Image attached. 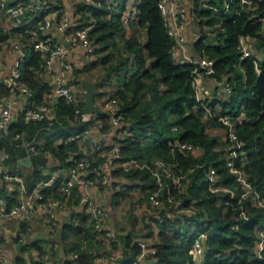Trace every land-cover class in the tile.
<instances>
[{
	"label": "trees",
	"instance_id": "trees-1",
	"mask_svg": "<svg viewBox=\"0 0 264 264\" xmlns=\"http://www.w3.org/2000/svg\"><path fill=\"white\" fill-rule=\"evenodd\" d=\"M44 1L43 9L29 14L27 23L11 32L17 34L27 50L21 64L22 79L34 91V97L38 98L48 91L49 84L38 78L42 69V52L35 46L36 32L46 15L54 11L61 15L66 7L64 0ZM115 1L83 0L76 6L74 14L77 24L72 30L96 21L89 38L95 44L96 52L105 51L100 61L103 64L110 63L106 68L107 80L114 74L120 79V86L107 99L118 105L122 115L123 135L116 139L122 159L136 158L152 163L162 158L169 162L177 161L176 170L186 172L190 167L195 168L188 174L184 193L178 194L172 189L180 205H167L160 211L152 207L151 196L158 185L149 169L125 171L117 168L112 172L114 177L127 181L114 194L115 204L138 191L142 193L138 199L147 207L145 209L154 211L149 218L147 213L142 217L146 237L154 239L153 247L156 249L145 264H191V248L194 239L201 233L205 234L204 264H264V249L260 252L262 257L257 251L259 233L264 228V207L257 203L254 194L237 203L245 188L225 165L228 140H225V126L216 116L238 114L241 107L245 106L246 119L237 126L245 154L237 159V164L243 168L264 202V27L256 21V16L263 13L264 1L255 0L251 9L222 13L204 7L200 0H193L195 3L191 12L198 18L199 34L193 47L196 53L210 60L214 70L226 76L232 86L230 94L214 98L211 105L214 116H207L206 111L198 107L193 84L195 65L180 63L172 56L176 40L169 34L168 23L159 8L160 0L136 1L138 24L145 30V42L136 33L127 34L128 26L123 20L124 3L115 4ZM220 1L223 4L226 0ZM209 3L215 5L211 1ZM207 29H211V33ZM11 33L0 28V47L9 40ZM241 35L253 37L255 51L263 52L258 68L252 58H241ZM79 73L77 71V75ZM72 83L79 84L77 77ZM74 109V104L61 99L57 105L58 121L51 127L47 122H26L23 117L14 121L0 137V155L7 154L3 164L8 167V172L14 171L15 166L12 169L9 167L18 163L20 158L29 159L34 170L27 184L29 188H34L40 180L50 175L43 174L47 161L45 152L58 158L62 169L70 168L85 156L87 152L82 151L79 138H71L69 133H81L93 124L87 123L85 128L72 129L70 126L74 125L68 116ZM99 117L104 124L101 131H108L112 125L110 115ZM45 126L49 129H40ZM174 127L177 129L174 130ZM38 130L37 136L33 137ZM24 131L27 132V140L36 138L39 141L38 138L46 137V143L40 145L38 154L29 155L23 141L16 138ZM177 139L201 147L202 154L194 158L190 153L174 149L173 142ZM103 151H108V147L97 152L94 165L106 159L100 155ZM210 167L216 168L226 186L235 189V198L209 189L207 172ZM95 177V174L87 176L89 179ZM60 184L59 179L52 186L45 187L42 193L46 197L61 198ZM73 194H77L76 188ZM161 198L165 201L168 199L166 189L162 191ZM177 208L185 211L177 212ZM188 209H193L195 213L186 211ZM132 218L134 224L139 220L136 215ZM87 220L86 214L77 225L74 222L66 224L63 239L66 241L69 236H74L79 241L87 239L94 242L103 235L107 236L106 230L100 235L93 233L86 226ZM21 228H27L26 222H22ZM119 236L125 248L117 264H133L142 253V247L129 233L122 232ZM33 245L40 250V254L44 252L38 243ZM67 247L79 252L80 256L79 262L68 260L66 264H92L99 256L78 243L67 242ZM108 251L103 254H110L115 248H111L110 253ZM17 260L20 264L24 262L22 257Z\"/></svg>",
	"mask_w": 264,
	"mask_h": 264
},
{
	"label": "built area",
	"instance_id": "built-area-1",
	"mask_svg": "<svg viewBox=\"0 0 264 264\" xmlns=\"http://www.w3.org/2000/svg\"><path fill=\"white\" fill-rule=\"evenodd\" d=\"M94 1V0H89ZM160 0L159 8L162 15L165 17L169 34L175 38L176 45L172 49L173 58L180 63H191L195 65L193 84L195 87V95L198 102V107L203 108L206 111L207 116H214L215 112L212 108V102L214 98H222L223 94H230L232 92V86L227 82L223 85H217L216 87H210L205 82V78L210 77V72L214 70L211 66V61L204 55L194 52H188V37L187 28L196 26L198 27V18L195 20V16L191 14V8L194 5V1L189 0ZM264 1V0H258ZM187 2V1H186ZM200 3L204 7L213 8L216 12H231L235 10L240 12L242 9H251L255 4V0H226L223 7L217 5H211L206 0H200ZM192 5V7L189 5ZM188 5V6H187ZM45 6L44 0H0V11L4 12L8 18L13 22L14 27H23L27 23L29 14L43 9ZM60 16V17H59ZM56 23V29L65 36L62 41H57L52 37L51 30ZM256 21L262 23L264 27V10L256 16ZM77 24V17L74 19L71 15L61 12V15L57 11H54L46 15L44 22L39 26L35 36V46L42 52V65L40 73L45 74V81L49 84V89L45 93L43 100L37 102L34 99V91L23 81L21 64L24 61L27 50L19 42L13 44L15 50L21 51L22 55L18 61L12 67L10 73L4 77V84L7 87L9 93L7 101L0 109V137L4 132H7V128L13 119L11 111L10 100L12 96L18 93L27 94L31 101L24 107L22 111V117L26 122H47L49 127L53 126L58 121L57 105L61 99L66 100L69 103L74 104V112L68 116V120L72 125H79L82 123L95 124V127L100 129L104 127L99 114L86 113L83 111L84 107V94L83 91H79L75 84L72 83L71 72L73 70L72 63L70 62L71 55L74 50L86 49L87 61L86 64H90L94 55L96 54V46L89 38V32L95 27L96 21H91L86 26L72 30L73 26ZM211 33V31H210ZM254 38L249 35L240 36V48L241 58H252L255 62L256 68H258V62L262 59L263 52L255 51ZM181 50V54L179 51ZM212 78V77H211ZM216 93V94H215ZM101 106L108 111L110 115L111 124L119 125L122 123V115L119 113V107L115 102L106 99ZM245 106L241 107L238 114L226 113L216 114L218 120L225 126L226 139L228 144L226 146V161L225 165L229 171L235 175V179L238 183H241L245 188V191L241 194L237 203L242 198L255 195L257 203L264 207V202L260 194L256 191L255 187L248 180L247 175L243 168L237 164V159L241 155L245 154L243 149L244 143L239 139L237 134V126L246 119ZM174 130L177 127L173 128ZM126 132V131H124ZM23 146H25L29 155L38 154L40 152V145L35 140L26 141L23 140ZM108 147V151L100 153L106 159L104 162L94 165L95 155L97 152ZM173 148H178L182 152L190 153L192 157H199L203 149L192 143L175 140L173 142ZM98 152V153H99ZM7 158L6 153L0 155V173L6 178H10L19 184V190L21 191L22 198L18 203H12L8 198L0 197V213L8 216H17L24 222L32 220L33 215L38 214L52 221V225L56 222L58 210H76L82 204H73V190L78 184H83L86 189H90L91 186L96 185L98 187L108 188L113 186L117 177L112 175V172L117 168L129 171L132 169H149L152 173L158 189L151 196L152 207L156 210H162L167 205L169 207H178L180 202L176 199V196L172 194V189L176 190L178 194L185 192L188 182V174L194 171V167H190L188 171L184 172L182 169L176 170L178 162H169L165 159L159 158L152 163L131 158L123 160L119 144H107L104 141H99L93 152H87L75 165L68 169H64V172L58 174V172H52L47 179L39 182L36 187L37 191L27 188L23 178L20 176L19 170L15 173H9L5 165L4 160ZM72 158V157H71ZM95 174L93 179L87 178L88 175ZM207 178L209 181V189L217 194L229 195L230 198H235L236 191L234 188L226 186L215 167H210L207 172ZM60 179V190L62 193L61 198L46 197L42 191L45 187L52 186ZM167 190L168 199L165 201L162 197V191ZM253 195V196H254ZM142 196L140 193L139 198ZM86 204H84V211L88 215L86 226H88L93 233L101 234L106 230V241L110 248H115L114 252L110 254L99 255L95 260V263L104 264H117L118 253L121 250V240L119 233L113 229L110 230L109 224L111 215L107 207L96 201L87 192ZM135 204L138 209H144L148 212L145 214L150 217L154 211L145 209L139 199ZM185 211V209L177 208V212ZM190 213H195L193 209L186 210ZM246 216V215H245ZM78 222L76 224L79 223ZM259 241L257 243V251L260 252L264 249V228L260 230ZM139 245L142 247V253L137 261L133 264H145L147 258L155 253L153 247L152 238H136ZM152 240V241H151ZM1 241V236H0ZM86 246L89 242L87 239L78 241ZM54 252L51 250H44L42 254L39 253L38 260L34 264H55ZM79 252L73 250L69 253V257L72 262H79ZM206 256L205 247V234H199L193 242L191 248V264H203ZM66 260H57L56 262H64ZM68 261V260H67ZM66 261V262H67ZM65 262V263H66ZM91 264V263H87Z\"/></svg>",
	"mask_w": 264,
	"mask_h": 264
},
{
	"label": "crops",
	"instance_id": "crops-1",
	"mask_svg": "<svg viewBox=\"0 0 264 264\" xmlns=\"http://www.w3.org/2000/svg\"><path fill=\"white\" fill-rule=\"evenodd\" d=\"M136 1L137 0H123L119 1L116 0L115 4L117 3H124L125 10L123 11V20L126 25L128 26V35H131L132 33H136L137 35L141 36V41H146V33L144 29H141L138 24V17H137V8H136ZM187 1V2H186ZM185 3L189 4L186 0ZM191 4H192V0ZM66 7L63 10V12L71 15V17L75 18V10L74 5L76 2L74 0H64ZM78 2H80L78 0ZM189 5L192 7V5ZM118 6V5H117ZM188 6V5H187ZM118 9V7L116 8ZM192 11V8H191ZM134 14L136 15L134 17ZM191 14L194 15L193 12ZM56 23L53 29L51 30L52 37L57 41H62L65 39V36L61 34L56 29ZM0 28H3L6 32H12L15 27L13 25V22L10 18L7 17V15L0 11ZM198 30L196 26L188 27L187 28V37H188V52H194L195 49L193 47V42L198 38ZM23 43L18 38L17 34L11 33V36L9 40L6 41V43H3L1 45L0 49V109L2 108L3 104L7 101L8 97V89L4 84V77L7 76L12 67L15 65V63L18 61L19 57L22 55L21 51L15 50L13 48V44L15 43ZM105 53V51H97L94 55L91 63L86 64L87 56H86V49H77L74 50L70 62L72 63L73 70L71 72V78H76L77 80L79 77H86L90 80L98 82V90L99 93L95 96V100L98 104L104 103V101L109 97L110 93L114 90H116L121 82L117 75H113V77H110V79L107 80V66H109L110 63L103 64L100 61V58ZM181 54V50L179 51ZM77 71H80L79 75H77ZM39 80H45V74L39 73L38 75ZM205 82L210 87H216V82L213 78L207 77L205 78ZM76 88L79 91H83V94L85 93V87L79 82V84H75ZM104 92V93H103ZM45 94L43 97L38 98L34 97V99L37 102H40L43 100ZM31 101V98L24 93H18L14 96H12L10 100L11 105V111L13 114V119L11 123L9 124L7 131L10 127V125L17 121L19 118H22V111L24 107ZM47 128L48 126L41 127L40 129ZM123 128L124 123L122 122L119 125H111V128L106 131L102 132L100 129L95 127V124L88 127L86 130H84L81 133L78 132H70L69 135L71 138H79L81 143V148L83 152H93L98 144L99 141H104L107 144H114L117 138H121L123 135ZM34 133L33 137H36L38 132ZM27 132L24 131L22 135H16L17 139L26 140H35L36 138H32L30 140L26 139ZM36 141L39 143V145H44L46 143V137L38 138ZM60 141V139H59ZM44 156L47 158V161L45 163V170L43 171L44 175L51 174L52 172H58V174L64 172V169H62L60 166V161L58 158H56L52 153L45 152ZM15 166V167H14ZM14 171H10L11 173H15L17 170H19L20 176L23 178L27 188H29L27 182L28 178L33 174L34 165L32 162L27 158H20L19 162L14 164L13 166H10L9 168H13ZM7 170L9 171L8 167L6 166ZM44 180V179H42ZM40 180V181H42ZM39 181V182H40ZM39 182L34 188H29L31 190H35L38 186ZM115 183V184H114ZM113 186H110L108 188L104 187H98L96 185H93L90 187V189H86V187L83 184H78L75 188L77 191L76 196H78L79 199L75 197L73 194L74 200L72 201L73 204H78L82 202L81 206L76 210H58L56 222L54 225H52V221L48 220L47 218L40 216L38 214L33 215L32 220L29 222H26L27 228L23 230L22 223H20V228L16 229H10L5 226V223H9L10 219H18L21 222L22 221L17 216H8L3 213H0V263L1 264H20L18 262V258L22 257L24 258V262L22 264H34L38 260V256L40 253V250L37 247H34V243H38L41 250H51L54 252V262L55 264H66L65 262L67 260H73L69 257V253L72 252L70 248L67 247V242L69 243H78L81 245L82 248L88 249L90 252L94 254L102 255L106 251H110L111 248L108 246L107 241L105 240L106 237L103 235L100 238H98L94 242H88L86 246H83L82 243H79L77 239L73 236H69L66 241L63 239L64 235V227L66 224H69L71 222H74L75 225L78 222V219L81 221L82 217L86 215L84 211V204H86V194L87 192L99 203L103 204L107 209L109 210V213L111 215V220L109 224L110 230L115 229L118 233H129L130 230H133L132 226L130 224V221L127 220L125 223V229L120 228L114 224V218L115 216V195L117 190L121 188L122 185L126 184L127 181L123 178H117L116 181H114ZM115 185V186H114ZM37 189L35 190V192ZM0 197L8 198L10 201H13V203H18L21 196V191L19 190V184L15 182L14 180L10 178H6L3 174L0 173ZM79 201V202H78ZM78 202V203H77ZM135 212H132L131 217L134 215L138 216L139 220L138 225L136 226V229L133 231H139L141 227L143 226L142 217L145 215L144 209H138L135 207ZM138 212V213H137ZM130 214V213H129ZM79 221V222H80ZM133 224V219L131 220ZM124 229V230H123ZM28 234L27 237H24L22 234ZM39 237L38 239H33ZM135 238V237H134ZM152 241V240H151ZM21 244V245H20ZM12 247L15 248V251L12 250ZM125 246L123 244L121 245V250L118 253V258L122 257V252L124 250ZM108 251V252H109ZM110 253V252H109ZM57 260H66L64 262L57 263ZM96 258L94 259V263ZM96 264H104V263H96Z\"/></svg>",
	"mask_w": 264,
	"mask_h": 264
},
{
	"label": "water",
	"instance_id": "water-1",
	"mask_svg": "<svg viewBox=\"0 0 264 264\" xmlns=\"http://www.w3.org/2000/svg\"><path fill=\"white\" fill-rule=\"evenodd\" d=\"M195 20H197V16H195ZM209 75L215 80L217 85H223V83L225 82L224 75L216 72L215 70L211 71ZM78 82H80L85 87L83 111L86 113H96L99 115L108 114V111L104 109L101 106V104H98L95 100V96L99 93L98 82L90 80L89 78L86 77H79ZM70 127L72 129L85 128L86 123H82ZM129 234H131L135 238H143L146 237L147 232L144 227H141V229L137 232L130 230ZM204 263L205 260L203 261V264Z\"/></svg>",
	"mask_w": 264,
	"mask_h": 264
},
{
	"label": "rangeland",
	"instance_id": "rangeland-1",
	"mask_svg": "<svg viewBox=\"0 0 264 264\" xmlns=\"http://www.w3.org/2000/svg\"><path fill=\"white\" fill-rule=\"evenodd\" d=\"M80 2H78V0H74V2H76V4L74 5V10L76 9V6L79 4V3H83V0H79ZM118 1H123V0H118ZM130 0H128L129 2ZM206 1H211L213 2V4L215 5H219L220 7H222L224 5V3L222 4V2L220 0H206ZM136 15L134 14V17ZM136 18V17H135ZM208 31H210L211 29H207ZM209 131H211L209 129ZM140 195V192L138 191H134L133 193H131L130 195V198H121L120 200V203H117L115 204V218H114V224L118 227H120L121 229L125 227V223L127 222V220L130 221V224L129 226H132L133 229H136V226L138 225V222L137 223H133L131 222V220L133 219L131 217L132 215V212L136 211L135 210V204L138 202L136 201L138 199ZM141 211V210H140ZM130 213V214H129ZM138 213V212H137ZM135 216V215H134ZM149 218V217H148ZM20 223H22L20 220L18 219H10V222L9 223H5V226L7 228H10V229H16V228H20ZM137 224V225H136ZM126 228V227H125ZM124 228V229H125ZM123 229V230H124ZM24 237H27L28 234H22ZM39 237H36V238H33V239H38ZM40 240V238H39ZM153 242H154V239L152 238ZM12 250L15 251V248L12 247Z\"/></svg>",
	"mask_w": 264,
	"mask_h": 264
}]
</instances>
